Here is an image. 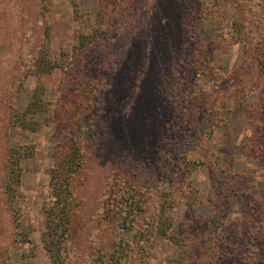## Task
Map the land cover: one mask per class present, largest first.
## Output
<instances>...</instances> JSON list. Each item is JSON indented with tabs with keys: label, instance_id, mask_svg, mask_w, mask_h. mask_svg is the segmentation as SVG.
<instances>
[{
	"label": "rangeland",
	"instance_id": "rangeland-1",
	"mask_svg": "<svg viewBox=\"0 0 264 264\" xmlns=\"http://www.w3.org/2000/svg\"><path fill=\"white\" fill-rule=\"evenodd\" d=\"M46 246L264 264V0H0V264Z\"/></svg>",
	"mask_w": 264,
	"mask_h": 264
},
{
	"label": "trees",
	"instance_id": "trees-1",
	"mask_svg": "<svg viewBox=\"0 0 264 264\" xmlns=\"http://www.w3.org/2000/svg\"><path fill=\"white\" fill-rule=\"evenodd\" d=\"M252 49L254 50V48H252ZM247 51L249 52V50H247ZM157 112H159V110H156V113ZM159 114H157V117H156V119H158V120L160 119ZM155 122H157V121L155 120ZM12 152H13V154H15V153H18L19 151L17 152V151L12 150ZM18 160H19V158L17 157V154H16V157H14V160L9 161L7 164V175H6V178L4 180V191L9 198H13V193L15 191V188H16V186H18V183H19L18 182L19 181V168H18V164H17ZM228 183L230 185H232L233 187L239 186V182H237V181L233 182L232 180H228ZM55 189L56 188L54 187V190ZM54 196L60 197L58 194H54ZM57 208L58 207H56V209H53L52 213H58L57 211H62V210L57 209ZM158 227H159L158 231L162 235H166L167 229L169 228L168 222L167 223L163 222L160 225H158ZM46 248H47V251H48L50 258H51V264H64L63 263L64 260L61 259L60 255L58 254V249L55 250V249H52L48 246H46ZM110 259H112V260H110ZM117 260H118V255L115 254L114 256L112 255V257L107 258V260H105V261H102L100 259L99 262H104V264H111V263L119 264V263H117ZM98 264H101V263H98Z\"/></svg>",
	"mask_w": 264,
	"mask_h": 264
}]
</instances>
